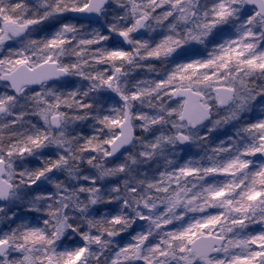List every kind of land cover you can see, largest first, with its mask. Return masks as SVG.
Segmentation results:
<instances>
[{
  "label": "clouds",
  "instance_id": "9594fccd",
  "mask_svg": "<svg viewBox=\"0 0 264 264\" xmlns=\"http://www.w3.org/2000/svg\"><path fill=\"white\" fill-rule=\"evenodd\" d=\"M0 264H264V0H0Z\"/></svg>",
  "mask_w": 264,
  "mask_h": 264
}]
</instances>
